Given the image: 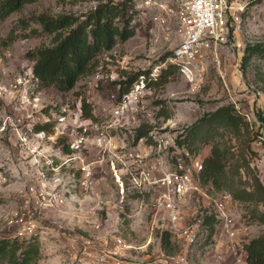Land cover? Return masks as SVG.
Segmentation results:
<instances>
[{
    "label": "rangeland",
    "instance_id": "1",
    "mask_svg": "<svg viewBox=\"0 0 264 264\" xmlns=\"http://www.w3.org/2000/svg\"><path fill=\"white\" fill-rule=\"evenodd\" d=\"M105 1L37 0L0 22V171L7 176L6 180L0 178V237L11 233L7 218L19 206L24 181L16 176L21 153L15 128L26 129L27 124L43 116L49 105L63 104L75 110L82 106V97H85L92 103L93 112L100 120V130L113 134L119 143L127 142L133 146L136 145V128L141 124L152 127L173 118L178 122L180 132L205 111L229 101L241 106L239 111L244 113L251 128L264 132V107L260 103L264 96V80L259 78V73L264 76V57H254L246 69L242 65L246 44L264 41V0H240L244 5L242 30L233 38L236 43L231 54L223 55L224 61L219 67L211 58L205 59L206 69L199 86L176 69L164 84H144L138 101L131 102L120 116L115 114L114 109L122 102V96L118 95L119 79L128 72L147 68H152L151 74L156 76L162 66L168 64H163L166 59L162 61V57L172 52L180 40L174 28L168 34V30L153 29L143 23L135 28L133 36L100 53L92 68L79 77L72 89L62 91L55 86L40 87L28 51L38 45L53 44L54 34L33 33L9 39L12 27L22 17L43 12L82 15ZM32 26L38 25L32 23ZM16 32L25 31L17 28ZM163 108L168 111V116L160 112ZM246 112L251 114L252 122ZM167 129L173 130L171 126ZM255 140L251 146L257 153H248V157L264 182V146ZM211 145L200 147L198 151L206 155ZM90 152L91 158L98 157L96 150ZM96 176L99 184L89 191L81 208L66 206L44 218L39 238L40 258L34 264H76L69 251L72 236L76 233L86 234L103 245L105 239L111 243L113 238L121 236L124 245L117 255L118 264H158L163 251L167 254L185 251L189 264H249L244 262L247 254L244 244L264 234V223L248 221L253 203L233 197L232 190L238 188L237 182L224 183L220 188L204 184L203 192L194 195L186 206L187 216L192 217L193 212L195 215L219 214L220 220L212 239L206 242L207 227L197 244L187 246L173 236L172 246L165 247L162 242L165 224L151 207L150 194L128 188L121 201L119 186L106 163L97 167ZM246 177L244 174L243 178ZM220 202L225 206L219 211ZM94 222H101V228H95ZM229 230H234L235 234L230 235Z\"/></svg>",
    "mask_w": 264,
    "mask_h": 264
},
{
    "label": "built area",
    "instance_id": "2",
    "mask_svg": "<svg viewBox=\"0 0 264 264\" xmlns=\"http://www.w3.org/2000/svg\"><path fill=\"white\" fill-rule=\"evenodd\" d=\"M130 1L133 3L131 26L137 28L145 23L153 29L168 30V34L169 30L176 29L180 40L163 64L175 63L183 77L198 86L203 81L205 59L211 58L221 66L223 55L231 54L236 43L233 38L242 30L244 5L240 0ZM144 84L141 75L131 90L122 95L121 104L114 109L116 115L120 116L125 107L138 101ZM260 103L264 107V96ZM236 106L241 109L239 104ZM78 107L71 110L59 104L27 124L26 129L15 128L21 153L16 176L24 181L19 206L7 218L11 228L9 236L21 240L40 238L42 221L51 212L66 206L81 208L89 191L99 184L97 167L106 163L119 186L121 201L128 188L150 194L151 207L160 214L164 229L187 246L200 242L207 229L204 214L193 212L188 217L186 206L194 195L203 192V154L178 144V122L170 118L163 124H154L149 134L140 137L133 146L119 143L113 134L101 131L100 120L85 116ZM246 114L252 122L251 114ZM45 122L52 123V130L35 127L36 123ZM168 126L173 130L167 129ZM62 136L64 140L59 141ZM255 141L264 146V132ZM91 150H96L98 157L91 158ZM0 178L6 180L7 176L0 171ZM218 205L219 211L224 210L223 202ZM93 226L101 228V222H94ZM229 234L234 235L235 231L229 230ZM123 245L121 236L113 238L111 243L105 239L103 245L86 234L76 233L69 251L76 264H118L117 255ZM157 263L189 264L185 251L171 254L163 251Z\"/></svg>",
    "mask_w": 264,
    "mask_h": 264
},
{
    "label": "trees",
    "instance_id": "3",
    "mask_svg": "<svg viewBox=\"0 0 264 264\" xmlns=\"http://www.w3.org/2000/svg\"><path fill=\"white\" fill-rule=\"evenodd\" d=\"M34 1L37 0H0V22L14 11L21 10L27 3ZM254 1L256 0L250 2ZM132 7L133 3L130 0L117 2L107 0L82 15L74 13L53 15L43 12L22 17L12 27L8 38L14 39L20 35L27 37L33 33H53V44L38 45L29 50L28 55L34 61L33 74L40 87L55 86L59 90L68 91L76 85L83 73L92 68L95 58L100 53L112 49L118 41H125L136 33L135 27L130 24L133 16V12L130 11ZM32 23L38 26H32ZM17 28L25 32L17 33ZM171 53L165 54L162 61ZM254 57H264V41L246 44L242 57L244 69ZM176 69L178 67L175 63H168L162 66L156 76L151 74L152 68L128 72L117 82L118 95L121 97L129 92L141 75L147 86H157L167 82L169 75ZM259 74V78L264 80V76ZM58 105H49L46 110ZM81 108L85 116L98 119L93 112L92 103L85 97H82ZM160 112L169 115L164 108ZM35 127L52 130V123H36ZM150 128L149 124L138 126L135 143L140 137L147 136ZM261 134L259 130L250 127L244 113L236 108L234 102L229 101L205 111L178 132L176 140L179 145L186 146L192 151H198L200 147L212 143L209 153L203 155L202 184L220 188L224 183L237 182L238 188L232 190L233 197L253 203L248 221L264 223V182L248 157V153H257L251 142ZM233 139H236L235 142ZM62 140L64 136L59 138V141ZM64 147L67 149L66 145ZM244 174L246 178H243ZM203 217L208 227L207 242L212 239L215 226L220 219L213 212H206ZM172 237L173 234L164 229L162 242L165 247L172 246ZM244 248L249 264H264V234L246 241ZM40 252V239L37 236L23 240L9 235L0 237V264L5 262L34 264L39 260Z\"/></svg>",
    "mask_w": 264,
    "mask_h": 264
}]
</instances>
